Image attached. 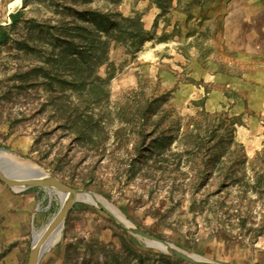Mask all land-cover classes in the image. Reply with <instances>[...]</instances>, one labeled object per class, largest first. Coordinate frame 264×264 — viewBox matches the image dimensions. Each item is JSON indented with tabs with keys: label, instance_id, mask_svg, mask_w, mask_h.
I'll return each instance as SVG.
<instances>
[{
	"label": "rangeland",
	"instance_id": "rangeland-1",
	"mask_svg": "<svg viewBox=\"0 0 264 264\" xmlns=\"http://www.w3.org/2000/svg\"><path fill=\"white\" fill-rule=\"evenodd\" d=\"M0 27V150L187 254L264 264V0H0ZM33 189L34 237L60 200ZM37 264L189 263L77 200Z\"/></svg>",
	"mask_w": 264,
	"mask_h": 264
},
{
	"label": "water",
	"instance_id": "water-1",
	"mask_svg": "<svg viewBox=\"0 0 264 264\" xmlns=\"http://www.w3.org/2000/svg\"><path fill=\"white\" fill-rule=\"evenodd\" d=\"M0 182L5 184L9 189L14 191L30 189L33 187H44L49 189H53L56 192H60L64 195V201L59 197L60 200V209L58 214L53 217L48 224L40 231V235L36 240H32L27 264H37L40 256L45 251V243L47 239L56 231H60L62 229L63 223L66 219V216L71 209L73 203L77 201L76 195H87L93 198L95 195L81 190H75L73 188L67 187L63 185L57 178L53 175L47 173L43 175V172L33 173L29 176H19L15 175L9 171H7L2 165H0ZM95 206L109 215L111 218L115 220L117 224L122 226L131 234L143 239L144 241L151 243H158L165 248V253H168L175 258L187 262L189 264H222L213 262L195 255L187 254L182 250L172 246L171 244L158 239L142 230L136 229L133 226L125 227L114 215L103 205L96 203ZM148 246H150L147 243Z\"/></svg>",
	"mask_w": 264,
	"mask_h": 264
},
{
	"label": "crops",
	"instance_id": "crops-1",
	"mask_svg": "<svg viewBox=\"0 0 264 264\" xmlns=\"http://www.w3.org/2000/svg\"><path fill=\"white\" fill-rule=\"evenodd\" d=\"M43 199L33 188L14 191L0 186V264H27Z\"/></svg>",
	"mask_w": 264,
	"mask_h": 264
},
{
	"label": "bare ground",
	"instance_id": "bare-ground-1",
	"mask_svg": "<svg viewBox=\"0 0 264 264\" xmlns=\"http://www.w3.org/2000/svg\"><path fill=\"white\" fill-rule=\"evenodd\" d=\"M0 165H2L7 171L11 172L10 170H14L18 171V172H23L26 170H29L28 173L26 175L23 176H29L33 173H37V172H43V175H46L47 172L43 171L40 168H35L34 166H32L28 161L23 160V159H19L17 157H15L14 155L0 150ZM24 173V172H23ZM58 197H60V199L62 200V203L64 201V195L60 192H57ZM76 199L79 201H87L89 203H93L94 205L96 203H99L101 205H103L104 207H106L113 215L115 218H117L125 227H131V225L126 221V219L121 215V213L116 210L113 206L109 205L108 203H106L104 200H102L100 197H96L94 196L93 198L87 196V195H76ZM40 233L35 234V236L33 237L34 240H36L39 237ZM60 238V231H56L54 232L46 241L45 243V250L46 248H48L49 246H51L52 244H54L58 239ZM147 242V241H146ZM149 245L159 248L162 251H165V248L158 244V243H151V242H147Z\"/></svg>",
	"mask_w": 264,
	"mask_h": 264
},
{
	"label": "trees",
	"instance_id": "trees-1",
	"mask_svg": "<svg viewBox=\"0 0 264 264\" xmlns=\"http://www.w3.org/2000/svg\"><path fill=\"white\" fill-rule=\"evenodd\" d=\"M18 16V11L13 12L10 14L11 22H15ZM5 39V32H3L2 28L0 27V43Z\"/></svg>",
	"mask_w": 264,
	"mask_h": 264
}]
</instances>
